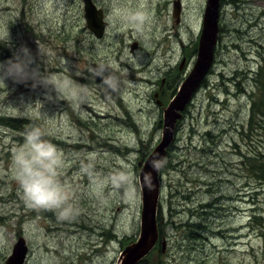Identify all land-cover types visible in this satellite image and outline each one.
<instances>
[{
	"label": "rangeland",
	"instance_id": "rangeland-1",
	"mask_svg": "<svg viewBox=\"0 0 264 264\" xmlns=\"http://www.w3.org/2000/svg\"><path fill=\"white\" fill-rule=\"evenodd\" d=\"M92 1L108 23L101 39L85 26L82 0H48L43 10L38 0H0V62L26 46L42 71H60L66 62L92 92L89 103L77 110L45 99L44 89H33L30 82L0 84V118L28 122L0 126V264L19 237L28 248L24 264H117L124 247L138 238L140 188L135 199L114 197L101 206L89 195L88 179L78 174L72 157L94 152L100 170L130 165L139 177L137 164L161 139L162 125L156 124L173 96L172 81L178 72L183 79L195 61L206 0H123L125 11H149L152 23L143 34L112 22V0ZM173 3H179L176 18ZM219 25L205 87L182 112L159 171L163 264H264V184L250 176L244 158L264 154V131L247 124L249 105L257 100L250 102V77L260 65L264 70V0H225ZM100 63L117 71L119 91L97 88L100 80L92 69ZM37 100L47 122L35 111L25 115L11 108L23 111V105ZM29 124L41 125L46 138L70 158L64 176L76 188L81 212L75 219L62 221L52 212L27 208L20 197L11 153ZM188 221L199 226H185ZM187 231L194 239L203 232L199 241H191Z\"/></svg>",
	"mask_w": 264,
	"mask_h": 264
},
{
	"label": "clouds",
	"instance_id": "clouds-1",
	"mask_svg": "<svg viewBox=\"0 0 264 264\" xmlns=\"http://www.w3.org/2000/svg\"><path fill=\"white\" fill-rule=\"evenodd\" d=\"M47 3L48 0H38V8L43 10ZM123 9V0H112L113 23L118 21L125 23L137 34H143L152 23V17L147 9L140 7L128 8L126 11ZM39 55L46 58L47 63L48 58L40 46ZM92 75L95 79L99 78L97 88L105 93L116 92L121 88L119 74L106 63L97 64L92 69ZM7 80H12L16 84L30 82L33 89L37 87L44 89L45 99L64 101L69 107L77 110L88 104L92 95L88 84L79 83L73 77L66 67V62L60 71L46 69L42 71L26 46L14 51L11 59L0 62V84L6 87ZM11 108L25 115L35 111L46 122L50 119L41 112L43 104L39 100L34 104L23 105V111ZM69 159L65 152L46 138L41 125L29 124L25 127L22 140L12 148L10 169L25 207L52 212L62 221L75 219L80 214L76 188L64 176ZM72 159L79 164L78 174L88 179L89 195L101 206L108 204L114 197L122 200L135 199L141 186L149 190L154 187L151 172L137 177L130 165L100 170L97 167L98 157L94 152ZM149 164L153 171L159 172L165 166L166 158L156 155Z\"/></svg>",
	"mask_w": 264,
	"mask_h": 264
},
{
	"label": "water",
	"instance_id": "water-1",
	"mask_svg": "<svg viewBox=\"0 0 264 264\" xmlns=\"http://www.w3.org/2000/svg\"><path fill=\"white\" fill-rule=\"evenodd\" d=\"M220 1L221 0H206L194 64L187 76L178 86L175 95L162 110L163 118L157 123V125H162L159 143L148 155L144 163L139 162L137 164L141 169L139 177L146 172L152 173L154 187L152 190L143 186L140 187L141 211L139 235L134 242H131L120 252L117 264H139L158 242L157 206L160 195V181L159 172L152 170L149 161L156 155L165 157L166 149L173 141L176 122L181 119L183 110L199 89L202 81L206 78L207 73H209L212 67L214 50L219 33ZM82 11L86 28L94 38L101 39L107 27L103 11L97 9L92 0H82ZM178 12L179 3H174L173 17L176 18ZM183 64L184 60L180 63L179 70L183 67ZM160 244L161 247L164 246V241L162 240ZM27 251L28 248L23 238L19 237L12 248L10 256L5 260V264H24Z\"/></svg>",
	"mask_w": 264,
	"mask_h": 264
},
{
	"label": "trees",
	"instance_id": "trees-1",
	"mask_svg": "<svg viewBox=\"0 0 264 264\" xmlns=\"http://www.w3.org/2000/svg\"><path fill=\"white\" fill-rule=\"evenodd\" d=\"M225 0H221L220 4H222ZM236 2V1H235ZM239 2V1H238ZM220 25H219V33H220ZM219 39V35L217 40ZM196 53V48H194V55ZM251 73L253 71H250ZM171 77V76H170ZM253 80V85L251 91L249 92V98L250 102L252 99H255L257 97V100L252 102L249 108V115H248V120L247 124L249 125V128L251 129L253 126H255V129H262L264 131V70L263 67L260 65L258 70L254 72L253 77H250ZM182 80L181 72H178L176 77L172 81V87L170 88V95H174L176 92V85H179ZM205 81L202 82L201 86H204ZM205 87V86H204ZM31 90V89H30ZM169 95V96H170ZM159 102H163L162 97H159L158 99ZM163 104V103H162ZM257 119H261L260 122H256ZM28 123L26 121H23L20 123L18 121L13 120L12 118H0V126L3 127H12V128H19L21 124ZM179 122L176 123V126L178 125ZM254 123V124H253ZM14 125V126H13ZM157 125V124H156ZM158 126V125H157ZM259 126V127H258ZM176 132V130H175ZM150 152H145L143 155V158L146 159ZM246 162H247V170L250 176H252L255 180H257L259 183L264 184V154H256V155H251L249 157H244ZM174 166H178V164H175ZM210 207V206H208ZM253 219H257V217H253ZM159 221V220H158ZM196 224V225H195ZM185 226H191V227H198L199 223H193L192 225L188 223ZM158 227V232H159V240L162 237V234H160L159 231V224L157 225ZM203 231H199L196 234L198 235L199 233H202ZM193 234L185 232V238H190L191 241H199V236L196 235V238H192ZM160 244L155 245V247L151 250V252L139 263L141 264H163L164 261L161 260L160 256ZM157 258V259H156ZM153 260V261H152Z\"/></svg>",
	"mask_w": 264,
	"mask_h": 264
},
{
	"label": "bare ground",
	"instance_id": "bare-ground-1",
	"mask_svg": "<svg viewBox=\"0 0 264 264\" xmlns=\"http://www.w3.org/2000/svg\"><path fill=\"white\" fill-rule=\"evenodd\" d=\"M212 65H213V63H212ZM208 74V73H207ZM253 128V127H252ZM216 199V198H215Z\"/></svg>",
	"mask_w": 264,
	"mask_h": 264
},
{
	"label": "flooded vegetation",
	"instance_id": "flooded-vegetation-1",
	"mask_svg": "<svg viewBox=\"0 0 264 264\" xmlns=\"http://www.w3.org/2000/svg\"><path fill=\"white\" fill-rule=\"evenodd\" d=\"M107 29V28H106Z\"/></svg>",
	"mask_w": 264,
	"mask_h": 264
}]
</instances>
